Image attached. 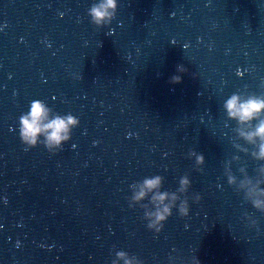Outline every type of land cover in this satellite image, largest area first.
<instances>
[{"label":"water","instance_id":"95a60500","mask_svg":"<svg viewBox=\"0 0 264 264\" xmlns=\"http://www.w3.org/2000/svg\"><path fill=\"white\" fill-rule=\"evenodd\" d=\"M97 2L0 0V264H111L118 250L144 264H264V213L225 174L255 179L264 162L222 107L264 95V0H120L110 28L90 23ZM36 99L80 119L58 154L20 142ZM153 175L169 192L192 180L189 216L174 210L159 234L127 200Z\"/></svg>","mask_w":264,"mask_h":264},{"label":"clouds","instance_id":"9594fccd","mask_svg":"<svg viewBox=\"0 0 264 264\" xmlns=\"http://www.w3.org/2000/svg\"><path fill=\"white\" fill-rule=\"evenodd\" d=\"M119 5L120 0H98L87 11L90 23L96 28H110L116 18ZM4 27L5 24H0V32ZM172 43L176 42L173 40ZM183 47L186 49L188 45L185 44ZM185 72L187 68L183 64L177 65L176 74L170 78V82L181 83L182 74ZM236 75L240 76L242 73L237 70ZM74 78L81 77L74 74ZM222 107L227 119L235 121L238 126L236 131L240 139L252 146L251 157L256 161L264 162V95L234 92L224 99ZM79 125L80 119L77 116L72 113L54 112L43 100L36 99L30 102L28 110L19 117L18 136L25 146V151L42 145L48 153L55 155L72 140L73 129ZM71 146L76 147L75 144ZM235 147L239 151L249 152L248 148L241 145ZM187 156L194 160L197 166L205 164L203 154L195 149H190ZM234 159L239 158L234 157ZM240 172L243 178L238 180V177L232 174L230 167L226 168L227 183L238 184L250 205L260 213H264V163L257 169L258 176L255 179L248 176L244 168H241ZM163 183L164 177L161 175L146 176L129 185L131 194L127 197L129 208L135 209L139 206L143 210L142 218L146 221L147 229L155 234L162 232L174 210L182 218L190 214V202L182 196L189 192L192 186L191 178L187 175L181 176L174 192L164 190ZM201 199L202 196L196 194L192 202L198 203ZM0 201L7 204V197L0 196ZM111 264H144V261L124 250H118L115 251ZM169 264H173L171 256ZM191 264H200V261L193 256Z\"/></svg>","mask_w":264,"mask_h":264}]
</instances>
